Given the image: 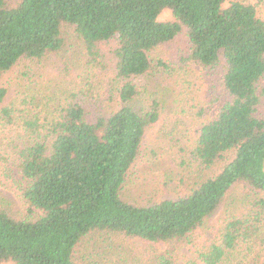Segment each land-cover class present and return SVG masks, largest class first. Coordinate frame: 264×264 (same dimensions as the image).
Instances as JSON below:
<instances>
[{
  "label": "trees",
  "instance_id": "16d2710c",
  "mask_svg": "<svg viewBox=\"0 0 264 264\" xmlns=\"http://www.w3.org/2000/svg\"><path fill=\"white\" fill-rule=\"evenodd\" d=\"M165 11L171 20H160ZM64 27L87 66L112 63L95 97L90 84L44 85L42 64L61 54ZM182 34L188 61L222 67L226 97L182 148L189 156L179 165L202 173L222 166L177 199L129 202L122 196L129 171L160 120L156 102L137 110L133 79L148 75L150 54ZM11 72L20 79L8 104L9 86L0 85V171L29 215L14 218L0 205V264H90L76 253L98 234L145 244L135 256L108 245L93 253L99 264H179L178 252L191 245L184 264H264V0H0V78ZM199 231L207 234L202 246Z\"/></svg>",
  "mask_w": 264,
  "mask_h": 264
},
{
  "label": "rangeland",
  "instance_id": "374dc122",
  "mask_svg": "<svg viewBox=\"0 0 264 264\" xmlns=\"http://www.w3.org/2000/svg\"><path fill=\"white\" fill-rule=\"evenodd\" d=\"M242 1L255 3V0ZM161 14V21H169L173 18L170 11ZM63 33L65 45L61 54H53L42 64L44 72L41 77L45 82L44 85L48 81L54 85L63 81L67 87L69 82L83 89L88 88L90 84L91 88L93 86L92 96L95 97L100 90L98 83L106 82L109 77L112 78V63L105 59L107 64L105 67L92 69L87 66L86 54L83 49H79L80 44L76 41L72 30L64 27ZM115 46V41L103 44V52L108 53ZM188 52L189 40L185 34H182L175 41L159 47L150 54L153 67L148 75L133 79V83L140 91L136 101L137 110L147 111L156 102L160 106L158 109L160 120L147 132L140 155L129 171L122 192L126 201L146 205L148 202L174 200L186 195L199 176H211L220 171L221 164L205 173L199 171L194 167L195 165L187 169L179 165L180 157L188 155V152L181 154L182 148L191 147L193 143L188 142L193 140L203 123L214 117L215 109L223 104L226 97L221 87L222 67L204 70L188 61ZM160 62L166 65L167 69L160 66ZM90 69L98 73L97 77H93V81L88 72ZM19 79L20 75L12 72L0 78V85L9 86L5 104L14 100ZM32 80L34 81V78ZM86 94L90 95V93ZM260 112L264 117V93ZM236 189L237 191L235 190V193L221 205L211 219L210 226L216 223L230 202L237 198L240 189L238 187ZM0 205L14 218L23 219L29 215L20 192L1 171ZM196 236L197 246H202L207 241V234L202 231L197 232ZM108 245H113L115 251L127 250L133 256L140 253V249L145 246L141 241H131L119 236L112 240L98 234L81 243L76 258L80 260L81 257L90 264L93 261L99 264L102 257L94 260L93 253L97 255ZM155 249L159 250V253L166 251L161 246ZM193 252L192 245L181 249L177 254L179 264H184L193 256Z\"/></svg>",
  "mask_w": 264,
  "mask_h": 264
}]
</instances>
